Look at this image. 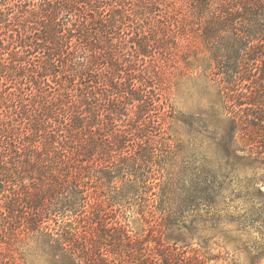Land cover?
<instances>
[{"label": "trees", "instance_id": "16d2710c", "mask_svg": "<svg viewBox=\"0 0 264 264\" xmlns=\"http://www.w3.org/2000/svg\"><path fill=\"white\" fill-rule=\"evenodd\" d=\"M191 27L234 83L227 156L253 162L232 201L264 214V0H0V264H19L28 235L56 263L207 264L176 244L148 253L107 217L136 200L153 227L191 228L202 205L219 221L235 161L202 168L193 191L161 171L175 119L166 41Z\"/></svg>", "mask_w": 264, "mask_h": 264}, {"label": "rangeland", "instance_id": "374dc122", "mask_svg": "<svg viewBox=\"0 0 264 264\" xmlns=\"http://www.w3.org/2000/svg\"><path fill=\"white\" fill-rule=\"evenodd\" d=\"M228 30L222 28L219 34L225 35ZM166 43L171 53L164 62L165 85L175 119L170 129L173 151L161 169L163 179H175L193 191L192 179L202 175L204 167L213 168L219 161L230 158L236 162L237 171L225 179L227 184L221 193L218 222L212 220V213L207 214L202 205L201 215L192 223L191 217L186 222L191 228L168 229L158 224L153 227L156 217L152 219L149 213L141 212L137 201L133 200L130 204L124 201V204L116 203L107 208L110 225L127 226L133 237L149 247L148 253L156 252L161 242L197 251L208 259L207 264H264V214L251 217L245 213L242 203L232 201L233 193L244 188L253 174V162L245 157L227 156L223 130L230 127V123L224 110L225 87H233L234 83L228 82L225 73H217L219 70L198 28L177 33ZM248 64L245 65L249 69L256 65ZM249 86L250 81L244 80L239 89L244 91ZM238 155L245 153L239 150ZM262 188L264 190V185ZM43 242V237L38 235L19 237L15 243L19 264H63L43 254Z\"/></svg>", "mask_w": 264, "mask_h": 264}]
</instances>
